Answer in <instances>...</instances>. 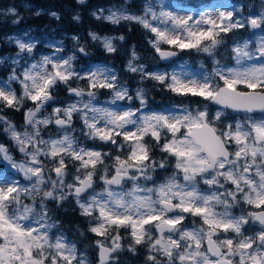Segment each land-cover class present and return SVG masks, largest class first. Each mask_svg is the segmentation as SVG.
<instances>
[{
    "label": "snow or ice",
    "instance_id": "snow-or-ice-1",
    "mask_svg": "<svg viewBox=\"0 0 264 264\" xmlns=\"http://www.w3.org/2000/svg\"><path fill=\"white\" fill-rule=\"evenodd\" d=\"M77 2L83 4L85 0ZM9 12L14 13L15 9ZM98 12H93L97 19L113 24L134 21L149 30L155 37L150 43L162 59L175 56L176 52L163 50L161 44L211 55L224 42L221 33L246 26L264 28V13L255 18L234 19L233 11H219L216 16L205 12L194 19L192 15L163 10V6L158 12L151 3L146 4L142 15L129 14L123 8L109 9L107 16L101 15L104 9ZM73 18L79 20V16ZM90 36L92 40H102L108 52L116 51L113 38L95 33ZM205 41L209 43L204 44ZM15 43L19 52L12 63L19 65L21 54H31L35 45L21 39ZM249 45L246 40L232 48L235 66H218L200 79L145 72L143 66L136 67L129 61L131 72L166 84L179 95L201 97L218 105L211 117L207 104L195 110L185 107L179 113H142L141 109L147 106L143 90L136 93L140 108L97 107L93 100L98 89L112 91L111 105L125 99L131 101L133 97L126 87L117 85L115 73L106 67L86 75L77 73L72 67L74 57L59 56L60 48L52 56H43L39 62L24 67L20 75L13 69L8 81L0 82V104L19 111L26 101H31L34 107L25 111L23 132L0 116L4 131L25 161L13 160L4 145H0V154L30 183L22 185L11 176L0 177V264H87L77 256L76 245L63 234L55 238L49 235L55 225L47 223L45 201L59 204L69 196L74 197L81 215L90 218L92 226L88 230L104 238L95 241L99 264H109L111 254L122 250L121 229L127 230L132 240L128 250L135 253L136 246H146L151 264H264V36L254 51ZM79 51L84 53L85 49L81 47ZM132 56L136 58L134 51ZM255 60L261 62L249 63ZM73 79L87 80V91L72 87ZM11 81L19 83V95L11 88ZM60 84L81 99L63 108H53L48 116H38L54 101L53 91ZM85 95L89 97L87 102L82 99ZM225 110L244 113L245 118L218 128L217 122L225 117ZM257 112L260 119L252 115ZM74 114L83 121L88 138L111 143L121 151L127 148L125 158L114 157L110 166L113 174L109 175V166L104 163L111 153L80 146L75 136L68 133ZM50 124H55L63 135L44 139L41 126L46 128ZM165 132L171 137L162 136ZM117 137H122L121 143ZM146 137L162 153L175 159L173 175L151 188L141 187L138 181L152 180L149 172L164 169L167 161L151 158L152 149ZM68 161L77 165L72 183L66 180ZM99 167L103 168L99 179L104 188L95 192L94 177ZM126 181L132 182L128 191L123 190ZM201 183L208 186L207 190L200 188ZM44 185L50 187L45 190ZM25 196L32 199V204L23 203ZM37 196L41 197L39 213ZM241 204L255 211L234 214L233 210ZM186 214L198 217L201 226L184 227ZM246 226L254 232L246 234ZM109 239L110 246L104 242Z\"/></svg>",
    "mask_w": 264,
    "mask_h": 264
},
{
    "label": "rangeland",
    "instance_id": "rangeland-1",
    "mask_svg": "<svg viewBox=\"0 0 264 264\" xmlns=\"http://www.w3.org/2000/svg\"><path fill=\"white\" fill-rule=\"evenodd\" d=\"M193 6H187L181 2H176L174 0H139L141 3V9L139 12H133L127 10L122 6L110 5L104 9V12L101 14L102 16H107L109 14V9H117L123 8L127 13L132 15H142L143 10L146 4L151 3L156 11L161 10V6H163V10L173 11L179 15H192L194 19H198L200 14L205 12L212 13L213 16L218 15L219 11H233L234 19L235 18H255L258 17L261 13H264V0H247L243 2V0H193ZM9 9H15V12H9ZM95 12H98V10ZM47 13L49 17H55L58 19L57 14L53 16V11H45L43 9L37 8L34 4H30L28 0H0V23L6 22L8 24V28L12 30V32L8 35H4L8 30L4 28L0 30V51L3 50V46L10 48V52L0 56V82L8 81L9 77L13 74V69L17 75H20L23 68L27 67L31 63L39 62L43 56H52L57 48L61 49V52L58 54L61 57L73 56L74 59L72 61V67L81 75H86L90 71H94L97 68L106 67L112 72L115 73L117 77V85L123 86L128 89V93L133 97L131 101L127 99L122 101H117L116 105H111L110 101L113 99V93L109 89H98L96 90V96L93 100V103L97 107H110L114 110H122L128 107L132 109L140 108V102L136 99V93L139 90H143L146 100L147 106L141 109L142 113L149 112H164L167 114L168 112H177L185 107L195 110L197 107L203 108L205 104L208 105L209 115L210 117L215 113V111L219 108L214 104H210L207 101H204L201 97L202 103L200 105H194L188 102L184 97L185 95H179L175 92L170 91L166 84H161L160 82L142 76L140 72H136L138 77V83L134 84V87L129 86V83H126L122 80V77L118 70L109 62L103 61L101 59H92L90 54L86 51L81 53L79 48L80 45L79 39L77 36H71L66 33H62L58 31L57 27H51L49 25H43L40 27H29L26 25V15L33 14H41ZM55 13V12H54ZM98 14H100L98 12ZM105 22L111 23L103 18ZM129 25L134 21H125ZM120 22V23H121ZM118 23V24H120ZM136 23V22H134ZM113 24V23H111ZM114 24V25H118ZM138 24V23H137ZM139 27H142L138 24ZM143 28V27H142ZM149 33V37L146 39L147 47L145 49V55L141 56L140 53L136 50L134 46H127L126 38L123 40L119 39L121 36L107 33H99L95 30L90 31V33H95L100 37H110L112 39L113 46L116 51L108 52L104 46L102 40H92L90 33L89 38L93 43H96L97 46L100 47L106 53H120L123 55V60L126 62L125 69L128 70L129 61L136 67L143 66L145 72L151 73H167L171 76L173 73L181 75L184 74L187 77L193 79H200L205 74H212L213 69L218 66H235V61L233 59L232 48L236 44H242L244 41H250V48L254 51L257 45V42L264 36V28L262 29H252L250 26H246L243 29H235L227 34L221 33V38L223 39V43L218 45L213 53L210 55L209 53L203 51H197L196 49H179L175 46L168 44H161V48L166 51H175L178 55L168 61L162 62L157 52H152V41L155 37L154 34L149 30L143 28ZM9 30V31H10ZM76 37L77 39H73ZM16 39H21L24 42L33 43L35 45L33 52L31 54L22 53L21 56L23 59H20L19 65H14L12 60L17 58V53L19 52V48L15 43ZM204 44L209 43L208 41L203 42ZM133 51L136 53V58H133ZM217 62H219L217 64ZM261 61L255 60L249 63L259 64ZM150 80V82H157L160 85L161 92H165L170 98L165 99L160 102H151L150 96L148 95L149 91L141 81ZM140 82V83H139ZM170 82V81H169ZM87 80L81 79H73L70 81V85L72 87L83 88L87 91ZM167 83V82H166ZM222 83V82H221ZM242 86V85H241ZM66 85L60 84L58 85L54 91L53 96H55V91L60 90L63 93L64 98L60 99L63 102L57 103L56 98L54 101L50 102L39 114L38 116L44 117L48 116L52 113L53 108L55 107H66L71 103H75L77 100H80V97H76L70 94L67 90ZM11 88H13L17 94L21 93V87L18 82L11 81ZM55 92V93H54ZM84 102H87L89 97L86 95L82 98ZM34 107L31 101H26L23 108L24 112L28 108ZM255 119H260L261 116L253 115ZM245 118L244 113H236L231 110H225V117L221 119L220 122H217L218 128H223L227 123H235L236 120H243ZM12 124H14L12 122ZM80 124V128L78 129V135H76V130L73 125ZM15 125V124H14ZM4 124L0 123V145H4L8 149V154L15 160L16 162L25 161L24 155L18 150L17 145L11 139L10 135L4 131ZM16 130L22 132L15 125ZM42 131L41 135L44 139H48L49 137L56 138L60 135H63V131L60 130L55 124H50L46 128L41 126ZM31 131V129H28ZM52 131V132H51ZM68 133L75 136L78 144L88 149L99 150L102 153H111V156L105 159V165L109 166V175L113 174L111 165L114 163V157L119 155L121 158H125L127 156V148L125 147L123 151L117 148L116 145L111 143H104L100 140H92L88 138L85 133L87 132L86 127L83 124L80 116L78 114H74L72 125L69 129H67ZM181 131H184L183 129ZM179 135V134H178ZM162 136H166L168 138L171 137L170 133H163ZM84 137V138H83ZM83 138V139H82ZM146 142L151 147L150 156L152 159L156 161H160L161 159H165L167 161L166 167L164 169L157 168L154 172L150 171L149 175L152 176V180H145L141 178L138 183L141 187H154L166 181V178L173 175L175 172L174 163L175 159L172 157H168L166 153H162L159 147H156L155 142L150 138H145ZM118 143L122 142V137H117ZM164 140H161L163 143ZM77 165H73L71 161H68V171L69 175L66 178L68 183H72V177L75 174V168ZM103 173V168L99 167L97 176L94 177V191L101 192L104 188L103 181L99 179V176ZM8 175L14 179H18L20 183L29 184V181H26L23 178V175L17 173V171L11 168V165L8 161L3 159V155L0 154V177ZM180 182L182 181V175L180 177ZM50 186L44 185L45 190H47ZM115 187V186H113ZM132 187L131 181H126L123 184V190L128 191ZM230 188L231 185H228ZM200 188L202 190H207L208 186L203 183L200 184ZM91 191V190H90ZM143 195L144 193H140ZM41 197L37 196V207L36 211L39 213V201ZM51 205L55 208L60 209L64 217L60 216L53 209L47 207L48 210V219L47 223L55 225L53 228L49 230V235L55 238L56 235L63 234L66 240L70 243L76 245L77 248V256L83 257L87 264H99V249L95 244L96 240H104L103 237H99L94 233L90 232L88 229L90 226V218L81 215V211L79 206L76 204L74 197L69 196L67 200L60 202L59 204L50 200ZM23 203L32 204V199L30 197H23ZM219 210V209H218ZM234 214L239 215L241 211H255V209L250 208L247 205L241 204L239 207L233 210ZM201 220L198 217H193L191 215L186 214V218L183 221V226L186 228H191L193 226L199 227L201 226ZM258 227V226H257ZM254 229L246 226V234H252ZM114 234V233H113ZM120 235L123 237L121 240L122 250L114 252L111 254L109 259V264H151L150 261L147 260V248L144 245L136 246L135 253L130 252L128 250V245L132 243V240L128 234V231L125 229L120 230ZM229 235H234L229 233ZM106 245L110 246L111 241L105 240ZM75 264V262H74Z\"/></svg>",
    "mask_w": 264,
    "mask_h": 264
},
{
    "label": "trees",
    "instance_id": "trees-1",
    "mask_svg": "<svg viewBox=\"0 0 264 264\" xmlns=\"http://www.w3.org/2000/svg\"><path fill=\"white\" fill-rule=\"evenodd\" d=\"M31 4L37 6V8L43 9L45 11H53L57 14L58 19L55 17H49L48 14H33L26 15V25L29 27H40L43 25H49L51 27H57L58 31L66 33L71 36H77L80 45L85 49V51L90 54L92 59H101L103 61L111 63L120 73L122 80L129 83V86L134 87L138 83V75L136 72H131L125 69L126 62L123 60V55L120 53H106L96 43H93L89 38V33L95 30L99 33L114 34L119 36H124L126 38L127 46H134L141 56L145 55V49L147 47L146 39L150 36L149 33L142 27H139L137 23L132 22L130 25L126 22H121L118 25H114L104 20L97 19L93 16V12L99 8H105L110 5H117L126 8L127 10L133 12H139L141 9V3L139 0H85L83 4L78 3L77 0H28ZM141 1V0H140ZM176 2H181L187 6H193V0H174ZM247 0H243L246 2ZM79 16V20L73 17ZM7 28L5 36L10 34L12 30L8 28L6 22L0 23V30ZM10 30V31H9ZM3 50L0 51V56L10 52V48L6 46L2 47ZM152 52H156L152 49ZM142 84L147 87L151 102L164 101L170 98L165 92H161L159 83L150 82V80L141 81ZM140 83V82H139ZM241 89L243 86H240ZM56 92V93H55ZM55 98L59 101L57 103L63 102L60 99L64 98L63 93L60 90H56ZM188 102L194 105H200L203 100L200 97H195L191 95H185L184 97ZM24 108L22 107L19 111L15 109L5 108L0 104V116H4L7 120L13 122L18 129L22 132L25 130V118H24ZM76 130V135H78V129L80 124L73 125ZM43 129V128H42ZM52 132V131H51ZM84 138V137H83ZM82 138V139H83ZM45 204L50 209L54 208V211L60 216L64 217L60 209L55 208L51 205V201H45Z\"/></svg>",
    "mask_w": 264,
    "mask_h": 264
},
{
    "label": "water",
    "instance_id": "water-1",
    "mask_svg": "<svg viewBox=\"0 0 264 264\" xmlns=\"http://www.w3.org/2000/svg\"><path fill=\"white\" fill-rule=\"evenodd\" d=\"M157 54H158V53H157ZM158 55H159V54H158ZM177 55H178V53L176 52V55H175V56H172V57H170V58H168V59H162V58L160 57V55H159V57H160V59H161L162 62H165V61H168V60H171V59L175 58ZM216 106H218V105H216ZM257 113H259V112H257ZM254 114H255V113H254Z\"/></svg>",
    "mask_w": 264,
    "mask_h": 264
},
{
    "label": "bare ground",
    "instance_id": "bare-ground-1",
    "mask_svg": "<svg viewBox=\"0 0 264 264\" xmlns=\"http://www.w3.org/2000/svg\"><path fill=\"white\" fill-rule=\"evenodd\" d=\"M31 4V3H30ZM32 15V14H31Z\"/></svg>",
    "mask_w": 264,
    "mask_h": 264
}]
</instances>
